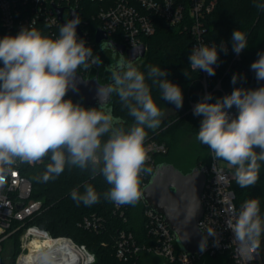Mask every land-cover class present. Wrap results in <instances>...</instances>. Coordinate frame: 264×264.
<instances>
[{
	"label": "clouds",
	"instance_id": "clouds-1",
	"mask_svg": "<svg viewBox=\"0 0 264 264\" xmlns=\"http://www.w3.org/2000/svg\"><path fill=\"white\" fill-rule=\"evenodd\" d=\"M256 6L264 9V4ZM80 23L78 17L68 20L60 26L55 39L31 26H22L16 35L0 38V174L10 171L17 161L35 165L48 157L51 162L37 180L47 182L62 174L66 165L77 166L89 170L93 177L102 175L112 186L104 193L105 199L117 205L135 204L141 196V173L152 171L145 167V128L156 129L164 113L152 97L145 74L123 57L115 66L107 67L112 83L99 86L96 96L101 107L111 94L119 97L135 120L128 131L117 126L121 122L113 117L111 109L86 108L71 98L65 99L69 91L78 92V68L102 63L78 36ZM231 47L239 55L248 47L246 35L235 29ZM227 51L223 41L220 45L194 47L189 66L192 71L214 76L219 53ZM250 71L258 83L264 81V51L257 53ZM183 72L188 78L189 73ZM168 76L167 69L148 66L147 77L158 87L162 99L180 109L184 103L182 89ZM244 79L234 73L231 83L236 85ZM212 99V94L207 93L193 106V116L202 117L196 138L211 150L214 160L226 162L228 168L234 169L233 178L241 188L255 185L259 162H264V85L234 87L230 94L209 102ZM105 135L108 139L102 142ZM213 171L219 181L226 179L220 175L222 169L214 165ZM83 187V194L73 189L71 198L86 206L97 203L99 194L93 185ZM229 212L226 225L233 242L238 253L250 260L264 233L259 201L247 200L239 211L230 206ZM207 234L213 247H219L215 230L209 227ZM206 248L207 238L201 237L199 250ZM37 260L39 264H56L57 256L54 250L41 249Z\"/></svg>",
	"mask_w": 264,
	"mask_h": 264
},
{
	"label": "trees",
	"instance_id": "trees-1",
	"mask_svg": "<svg viewBox=\"0 0 264 264\" xmlns=\"http://www.w3.org/2000/svg\"><path fill=\"white\" fill-rule=\"evenodd\" d=\"M47 1V0H46ZM62 2L65 7L64 15L67 16V5L65 0H56ZM47 1V8L52 9V5ZM77 4V14L81 20L80 29L88 33V44L92 50L95 48L94 36L99 27V22L95 18L99 8L103 3L93 0H69V5ZM257 4H264V0H218L214 11L207 17V38L216 45L223 41L228 48L227 54L219 53L218 69L212 76V85L210 88L213 99L209 102H215L217 98L230 94L234 87L256 88L264 85V81L257 82L255 73L250 71L251 63L257 59V53L264 51V9L258 8ZM157 29L155 33L144 40L146 53L139 71L145 74V82L151 89L154 101L164 110L166 101L162 99L158 87L152 84L151 79L147 77L148 66H158L167 69L168 78L175 84H178L188 101L183 112L175 113L162 120L156 129L145 128L146 138L144 144L149 141L164 143L168 151L165 155L154 156L155 165L168 162V156L173 143L180 132L197 135L199 124L202 117L193 116L188 112L190 103H197L202 99V86L200 75L192 71L189 66L190 47L192 37L188 31H182L176 27H168L160 20H156ZM35 28L42 35L55 39L59 36V26H50L45 19L37 21ZM239 30L246 35L248 47L242 51L240 60L233 59L231 47V35L234 30ZM15 29L7 30L2 26L0 17V38L5 35H16ZM110 40L120 44L117 36L110 37ZM87 44V45H88ZM86 45V46H87ZM88 47V46H87ZM219 51V49H218ZM183 70L189 73L187 78ZM81 67L77 73L81 74ZM234 73L246 77L243 81H238L236 85L231 83ZM220 81L222 91L213 90V87ZM70 97L66 96L65 99ZM74 102V101H73ZM83 105V104H82ZM84 106V105H83ZM111 109L114 118H117L125 131H128L135 123L134 117L128 114V110L123 106L119 97L113 93L111 101L105 109ZM232 111L235 112L233 108ZM108 136L102 137V142L106 141ZM259 151L258 149L256 150ZM194 157V165L199 168L202 164H208L211 160V152L207 146L199 148L196 152L190 154ZM50 159L45 157L43 162L29 165L24 164V175L31 181L32 192L31 199L42 202L44 210L41 214L28 221L26 225H36L43 231L48 232L53 237L71 238L74 243L84 245L94 256L93 264H127L119 261L115 255L116 239L121 231L133 234L138 245L149 246L153 243L147 235L144 227L143 203L139 199L135 204H127L125 210V220L113 212V202L105 199L104 193L112 187L102 175H90L89 170H81L77 166L66 165L62 174L54 179L44 182L37 177L42 176L45 166L50 163ZM226 163V162H225ZM260 163L258 180L255 185L241 188L236 181L232 184L235 194L236 205L243 204L247 200L256 199L259 201L260 215H264V162ZM152 177V176H151ZM147 180L149 183L150 178ZM84 184H92L99 194V201L91 206H86L83 202L79 204L71 198V191L78 189L84 193ZM97 216L102 218L103 228L98 233L84 230L79 226L84 217ZM18 232L12 236L13 240V263L20 253ZM151 254L142 253L139 256L138 264H145ZM222 257L205 258L200 262L212 261L213 264H223ZM150 264H156L151 261ZM157 264H166L164 261ZM199 264V263H197Z\"/></svg>",
	"mask_w": 264,
	"mask_h": 264
},
{
	"label": "built area",
	"instance_id": "built-area-1",
	"mask_svg": "<svg viewBox=\"0 0 264 264\" xmlns=\"http://www.w3.org/2000/svg\"><path fill=\"white\" fill-rule=\"evenodd\" d=\"M48 1V0H47ZM46 0H0V17L2 26L7 30L15 29L18 33L22 26L35 27L37 21L45 19L50 26H61L55 8L63 9V19H67L69 11L77 10L76 5H69V0H65L67 16L65 17V7L62 2L49 0L52 9L47 8ZM103 3L95 15L99 22V29L107 36H117L120 44L126 50H132L139 46H145L144 40L153 35L157 29L156 20H162L168 27H176L182 31H188L192 37L190 54L194 47L200 45L215 44L207 38V17L214 11L218 0H93ZM97 28V29H98ZM80 29V25H79ZM88 32L80 29L79 37L88 44ZM55 38H57L55 36ZM111 41V40H110ZM91 47V45H87ZM146 48V47H145ZM229 51V50H228ZM227 51V52H228ZM233 53V51H232ZM242 53V52H241ZM233 53V59L240 60V56ZM215 71L218 69L214 65ZM200 75L202 86V99L207 93H211L212 76L205 72L195 71ZM213 90H221L218 80ZM201 99V100H202ZM190 103L188 112L193 113V106ZM235 114L234 111H232ZM148 160L145 167H150L151 172L141 173L140 192L148 184L147 180L154 173L156 168L154 156L165 155L168 151L164 143L149 141L144 144ZM26 163L17 161L10 171H5L0 180V264H4L2 256V244L12 236L20 234V253L14 264H26L24 258L29 254L28 244L37 239L42 242H49L51 248L61 252V244H67L76 248L83 255L81 264H93L94 256L84 245L74 243L71 238L53 237L48 232L41 230L36 225H26L28 221L41 214L44 210L43 204L39 200L31 199L32 184L24 175L23 166ZM222 169L220 175L225 176L224 181L217 179V172L213 171V166ZM199 170L205 175V185L201 194L200 202L202 206V216L198 222V228L205 238H207V248L197 255H186L177 243L173 232L166 225L162 215L150 209L143 203L144 227L147 235L153 243L149 246L138 245L133 234L121 231L116 239L115 255L119 261L127 264H138L139 256L142 253L154 255L162 259L166 264H197L202 259L222 257L225 264H264L259 251L252 253V259L247 260L238 253L237 244L233 242L232 232L227 228L226 220L229 218L230 206L236 211L240 210V205L235 203V194L232 189L234 169L223 167L219 161L213 159L208 164L199 166ZM127 204L117 205L113 202V212L125 220V210ZM264 218V215L261 216ZM103 220L97 216L84 217L79 226L84 230L98 233L103 228ZM211 227L215 230L219 238V247H213L212 238L208 237L207 229ZM66 248V247H64ZM64 255V254H62ZM65 256V255H64ZM59 256L57 257V260ZM23 261V262H22ZM22 262V263H21Z\"/></svg>",
	"mask_w": 264,
	"mask_h": 264
},
{
	"label": "water",
	"instance_id": "water-1",
	"mask_svg": "<svg viewBox=\"0 0 264 264\" xmlns=\"http://www.w3.org/2000/svg\"><path fill=\"white\" fill-rule=\"evenodd\" d=\"M55 13L61 25L73 17H78L77 12L73 10L69 11L67 19H63V9L55 8ZM77 33L80 34L79 26ZM94 42L96 45L105 43L114 52L120 55L125 54L127 61L133 64L143 59L146 53L145 46L126 50L123 45L108 40L99 28L95 31ZM76 76L78 92L69 91L68 97L74 103L79 102L86 108L105 109L111 101V96L101 107L96 96V89L99 86L111 84L112 81L101 85L97 77L84 79L78 73ZM204 185L205 175L199 168L195 167L189 173L183 174L171 163H161L156 166L149 183L141 193L143 202L154 212L163 216L166 225L176 237L179 249L186 255L199 254V243L201 237H204L198 228V222L202 216L200 198Z\"/></svg>",
	"mask_w": 264,
	"mask_h": 264
},
{
	"label": "rangeland",
	"instance_id": "rangeland-1",
	"mask_svg": "<svg viewBox=\"0 0 264 264\" xmlns=\"http://www.w3.org/2000/svg\"><path fill=\"white\" fill-rule=\"evenodd\" d=\"M138 70L142 66V61H138L133 64ZM184 96V95H183ZM187 100L184 96V103L183 107L180 109H176L174 105L167 103L164 107V110L162 111L164 115L160 118V121L166 119L168 116H171L178 112H183L185 110V106L187 104ZM176 139L173 143V147L170 150L169 156H168V162H170L172 165L181 168V169H191L194 165V157L190 156V154L193 155L194 152H196L197 149L202 148L206 145L202 144L199 140H197V135L191 134V133H185L180 132L176 135ZM211 152V150H210ZM219 164L223 167H226V163L219 161ZM13 239V238H12ZM8 239L5 243L2 244V256H3V262L4 264H14L12 259V253H13V240ZM19 243H20V236H19ZM259 251L261 253L262 258H264V233H262L260 237V243H259ZM149 260H146L145 264H150L151 261L153 263H162V259L154 256L149 255ZM223 264H225L224 259L222 260ZM15 262V261H14ZM199 264H213L212 261H204L199 262Z\"/></svg>",
	"mask_w": 264,
	"mask_h": 264
},
{
	"label": "flooded vegetation",
	"instance_id": "flooded-vegetation-1",
	"mask_svg": "<svg viewBox=\"0 0 264 264\" xmlns=\"http://www.w3.org/2000/svg\"><path fill=\"white\" fill-rule=\"evenodd\" d=\"M103 45V50H102ZM93 56H99L102 63L99 66L91 65L87 68H84L81 66V74L84 79H91L94 77H97L98 82L101 85L108 84L111 82V73L107 71V67L109 65L115 66L117 61L123 57L127 61V57L125 54L120 55L117 52H114L110 48H108V45L105 43L95 45V48L93 49ZM176 167V166H175ZM179 171H181L183 174L189 173L195 166L191 169H181L176 167Z\"/></svg>",
	"mask_w": 264,
	"mask_h": 264
},
{
	"label": "bare ground",
	"instance_id": "bare-ground-1",
	"mask_svg": "<svg viewBox=\"0 0 264 264\" xmlns=\"http://www.w3.org/2000/svg\"><path fill=\"white\" fill-rule=\"evenodd\" d=\"M61 245V249L63 250H61L60 252L59 250L51 248V244L49 242H42L34 239L28 244L29 254L26 258H24V261L26 262V264H39L37 260L39 251L41 249H51L54 250L57 257L59 256L56 264H81L83 262V255L76 248L70 247L66 243H63ZM62 254H64L65 256Z\"/></svg>",
	"mask_w": 264,
	"mask_h": 264
}]
</instances>
